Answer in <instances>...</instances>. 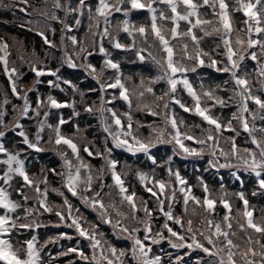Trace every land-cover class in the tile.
<instances>
[{
  "label": "snow or ice",
  "instance_id": "1",
  "mask_svg": "<svg viewBox=\"0 0 264 264\" xmlns=\"http://www.w3.org/2000/svg\"><path fill=\"white\" fill-rule=\"evenodd\" d=\"M19 3L27 4L28 0H19ZM11 6V2L4 5ZM134 11L145 12L147 20L135 22L131 15ZM39 12L46 21L62 25L60 44L49 38V31L54 35L55 29L47 23L28 30L35 31L47 49L63 50L61 66L83 69L96 82L98 88L89 91L99 93V103L88 104L85 94L61 76V66H49L52 55L49 51L44 52L42 59L35 48L28 53L25 44L16 37H12L10 45L5 36H0V65L8 78L11 95L22 102L12 105L16 115L6 122L9 92L7 88L0 90L3 96L0 100V155L3 156L0 184L4 185L0 186V264H46L42 254L49 244L74 239L61 232L41 242L33 233L48 226L41 220L45 213L57 217L54 227L72 229L76 234V244L63 247L58 254L60 257L75 254L76 259H69L68 264L78 261L80 264H129V253L132 264H186L184 256L192 252L203 254L195 264H264V209L260 210L259 218H254L245 192L239 191L232 195L243 202V208L234 211L228 193H212L199 177L196 185L189 184L179 170L171 167V156L164 163H158L152 151L158 145H172L173 154L208 155L210 165L242 169L253 175L258 188L264 190V123L259 127L256 123L257 120L264 122V0H232L231 4L227 0H78L76 3L51 0L50 6L44 0ZM114 13L122 16L115 26L110 19ZM232 13L246 17L241 27H236ZM85 16L90 22L86 37L69 35L74 29L68 18L72 17L75 25L80 26ZM27 23L32 25L33 21ZM119 33L126 34L123 40ZM213 35L219 37V42L210 49L204 48L202 41ZM65 40L70 42L71 52ZM105 40L113 49L129 52L142 63L154 64L158 74L151 78L141 76L139 83H132V77L124 75L120 60L105 46ZM12 47H16L19 66L9 60ZM96 55L102 57L99 68L90 59ZM248 60L255 62L252 72L248 71ZM24 65L34 74L33 83L28 87L22 83ZM203 68L228 78L218 84L205 83L198 71ZM106 71L111 75L106 76ZM190 74L197 75L198 85ZM43 77H49L46 83L50 88H60L61 83L69 85L74 94H79L80 101L74 98L61 101L50 93L37 95L33 101L29 93L38 91L37 85L45 82ZM160 83L164 87L156 89L154 86ZM109 89L117 94L106 99ZM221 92L228 93L227 98ZM117 100L123 101L127 109L121 111L116 106ZM78 103L83 105L85 113L99 120L106 134L103 148L87 138L78 120L66 118L61 111L70 109V117H80ZM230 105L236 111L229 119L214 111ZM177 106L183 113L198 117L199 122L189 124L177 112ZM134 108L147 110L161 123L147 125L149 134L143 135L140 129L144 125L134 119ZM24 120H35L34 132L26 127ZM65 125H71L74 131L66 133ZM241 129L247 133L245 143L249 147L238 146ZM8 132L19 137L18 143L28 150L52 152L60 161V170L42 166L39 174L31 173L25 149L14 151L7 146ZM109 138L111 147L107 144ZM186 141L199 147L190 146ZM113 149H122L131 155L142 153L155 167L151 172L133 169L128 164L121 167ZM88 158L103 163L96 167ZM165 165L167 178L158 177L155 168ZM130 174L148 194L147 198L128 180ZM50 176L59 178L60 187L53 186ZM233 176L240 179L236 172ZM194 187L201 188L203 195H196ZM65 190L95 213L99 223L83 215ZM50 192L61 197L62 203H53ZM13 194L18 198L13 199ZM252 195L258 192L253 190ZM259 195L264 196V191ZM176 205L182 211L177 212ZM217 205L224 209L222 216L217 212ZM100 225H107L116 239L128 241L129 249L118 248ZM23 231H28L30 238L14 242V236L22 235ZM81 240L87 243L82 245ZM165 241L177 251L175 260L171 253H167L165 260L153 250V246ZM181 250H186L184 255H179ZM47 264H54L53 258Z\"/></svg>",
  "mask_w": 264,
  "mask_h": 264
},
{
  "label": "trees",
  "instance_id": "2",
  "mask_svg": "<svg viewBox=\"0 0 264 264\" xmlns=\"http://www.w3.org/2000/svg\"><path fill=\"white\" fill-rule=\"evenodd\" d=\"M76 1V0H74ZM11 2L12 6L11 7H4V5H8ZM28 2H30L28 4V7L26 9L25 12H21L20 10H17L15 8V5L12 3V1L10 0H3L2 4H0V36H5L8 39L9 44L11 45L13 43L12 41V37H16L19 41H22L25 44L26 47V51L28 53H31V51L33 50V48H35V50L37 51L38 55H40V57L43 59L44 58V52L45 51H49L52 55L49 57V66L52 68H55L57 66H61L60 64V57L62 56V49H47V46H43L42 45V38L39 37L38 35H36L35 31H29L28 29L31 28H38V27H43L44 24H48L50 25L51 28L55 29V34L53 35L51 31H49V38L54 40L55 43L57 45L60 44V35H61V27L62 25L58 22H49L46 21L44 19V17H37L35 14H40L39 10L41 8L44 7V2H42V0H29ZM77 2V1H76ZM228 3L231 4L232 0H228ZM50 6V4H49ZM61 17L64 16L63 12H59L58 13ZM232 15L234 17H236V27H241V22L245 19L241 14H235L232 13ZM209 18H211L209 16ZM82 19V23L80 26H76L74 23V20L72 17L68 18V22L72 25V27L74 28L72 33H69V35H76L78 38L80 39H84L86 37V34H88L89 31V20L87 19V17H83ZM112 19H115V21H113ZM111 19V22L113 24V26H115L116 21L118 19H122L121 16H114ZM31 20L33 21L32 25H29L27 22ZM147 20V16L144 15V17L142 19H140L138 21V23L140 22H145ZM39 22V23H37ZM23 25V26H22ZM101 27H103V22H101ZM113 30V29H110ZM118 31V30H116ZM126 34L123 33H119L120 38L123 40ZM126 42V41H125ZM216 42H219V37L217 35H213L211 37H205L204 41H202V46L206 49H210L211 47L214 46V44ZM65 44L68 45V51L71 52V44L69 41L65 40ZM105 45L107 48H109V50L111 51L112 55L120 60L121 62V66H122V71L124 73L125 76H131L132 77V83H139V79L141 76L146 77V78H151L154 77L158 74V68L150 63V62H140L135 56H133L131 53L129 52H124L121 50H117V49H113L111 48V45H109L108 41L105 40ZM10 51L12 52V55L9 57L10 61H16V65L19 66L20 61L17 59V50L16 47H12L10 49ZM52 56L55 57V59L52 58ZM90 59L93 61V63L97 66V68L100 67L101 63H102V57H100L99 55H96L94 57H90ZM247 65H248V71L252 72L255 68V63L251 62L250 60L246 61ZM12 65L10 64V67ZM25 75L23 78V84H30L33 80V75L32 73L28 70L27 65H24L23 68L21 69ZM199 73L203 76L205 83H214V84H218L221 83L223 80L227 79V75L225 74H218L215 73L214 71H212L211 69L208 68H203V69H199L198 70ZM108 72V75H111L110 71H106L105 73ZM3 70L2 67L0 65V90H3L5 88L8 89L9 92V99H10V104L7 106V120L11 121L13 119V116L16 113L12 112V105L13 104H18V102H14V97L11 95V91L10 88L8 86V82L6 80V78L3 75ZM61 76L64 79H67L69 81L72 82V84H74L80 91H82L85 95H84V100L88 103L91 104L93 102H96L97 104L99 103V93L98 92H90L89 89L93 88V87H97L98 85H96V82L89 76H86L84 71H73L71 69H69L66 65L61 66ZM190 77L194 80V82L198 85L200 83V80L197 78L196 74H190ZM26 87V85H24ZM28 86V85H27ZM156 89H160L162 87H164L163 83L157 84L154 86ZM60 88H63L64 91H61L60 89L57 90V92L55 91V95L59 98V100L61 101H69L71 99H76L77 101H80V96L78 93H73L72 88L70 86H67L63 83L60 84ZM41 89V93L43 95H47L49 94L48 90L49 87H47V85H41L40 86ZM182 95L185 93H181ZM220 95L224 96L225 98H227L228 93H223L221 92ZM185 96V95H184ZM186 99H189L188 97L185 96ZM3 99L2 94H0V100ZM116 106L124 111L126 110V105L124 104L123 101L117 100L116 102ZM9 107V108H8ZM77 107L79 109V111L81 112L80 117L77 118H72L69 115V119H75L79 121L80 127L82 129H85V135L87 136V138L89 140H93L95 141V143L103 148L104 144H105V134L104 132L101 130L98 122H97V118L96 116L93 115H89L88 113H85L83 111V105L81 104H77ZM125 107V109H124ZM218 108V107H217ZM177 112L184 116L187 120V122L189 124L193 123V122H199V118L192 116L188 113H183L181 109H179L177 107ZM70 109H68V114L70 113ZM236 111V108L234 105H230L227 108H223L220 111L215 110L217 115H222L225 119H229L231 117V114L233 112ZM133 116L135 120H138L141 122L142 125H145L144 127H142L140 129L141 133L146 132V134L148 135V128L147 125L155 123V124H160L161 121L159 120V118H154V116H151L148 114L147 110L144 111H136L135 109H133ZM250 119V118H249ZM259 122V125L261 126L262 123L259 120H257V123ZM235 123V121L233 122ZM202 126L207 127L206 124H202ZM258 126V124H257ZM74 131V128L69 125L68 130L66 129L65 132L68 134H71ZM197 134H199V130H196ZM9 134V133H8ZM12 135V136H11ZM224 135H231L230 133H224ZM247 135L244 134L241 130V136L237 138V142H238V146L240 147H249V144L245 143V137ZM8 139V138H7ZM108 139V144L111 147V143H109ZM186 143L193 145L192 143H189L188 141H186ZM7 146L11 149V150H15L16 148L19 149L18 146H20L18 144V140L16 139V137H14V135L11 133L9 136V140L7 143ZM199 147V146H198ZM253 147V146H252ZM114 151V149H113ZM170 151V150H169ZM162 149H160V153L158 154V158L160 159V163L163 162V156H162ZM171 153V151H170ZM172 154V153H171ZM173 155V154H172ZM86 156V154H85ZM87 158V157H86ZM90 160V162H93V165L96 167H99L103 162L101 160H97V159H91L88 158ZM122 160H125V164L130 165L132 163V167L133 169L136 168L137 163L135 162V160L129 158H120V162ZM132 160V161H131ZM123 163V161H122ZM121 163V165H122ZM136 164V165H135ZM141 164L143 167L148 166V163L146 162H142L139 163ZM181 165V166H180ZM179 165L180 171L184 170L182 164ZM55 167L58 171L60 170V162L57 159V157H55V155L53 154H49L47 156L44 155H39L36 156L35 154L29 152L28 154V158H27V167L29 169V171L31 173H36L39 174L40 168L41 167ZM156 170V169H155ZM197 164L196 163H190L187 166V171L186 172V176L187 179L189 181V183L191 185H196L198 183L197 181V177L195 176L197 174ZM157 172H159L161 175L160 177H166V171L165 168H159L157 170ZM191 172H193V175H190ZM223 181L224 182H220V177L219 174L217 173H212L211 171L207 170V173L202 175L201 179L208 184V186L212 189V193L216 194V195H220L223 194L224 192L228 193V199L230 200V202L233 204L234 207V211L237 208L241 209V201L235 197L234 195H232L233 193L239 192L238 186L234 183L236 182L234 180V178L231 176V174L228 172H224L223 173ZM133 175H129L128 180L131 181L132 180ZM243 178H246V174L243 173L242 174ZM50 180L53 183L54 187H60L59 184V178L57 177H51L50 176ZM253 179L249 178L248 181L246 182L245 186H244V192L246 194V196L248 197V199H250V201L252 202V206L256 209V214L257 216H260V210L264 209V196L259 195L260 190L258 188V186H256L255 183H252ZM131 183H133L138 192L141 195H144L146 198L148 196L147 193H144L142 189H140L139 186H137L135 184L134 181H131ZM253 190H256L258 192V195L253 196L252 192ZM193 191L195 192L196 195L202 196L203 192L201 188L198 187H194ZM66 192V190H65ZM50 196V200L56 203H62V198L57 196L55 197L53 194L51 193ZM66 195H68L69 198H71V202L73 203V205L75 204L76 207H79L81 209V212L83 213V215H85L90 221H95L97 223H99L98 221H96V216L95 213L91 212L89 209H86L83 205H81L77 199H74L73 197H71L70 193L66 192ZM13 199H17L18 197L13 194ZM176 211L180 212L182 211V208L180 205H177L176 207ZM217 212L219 213V215H223L224 209L221 205H217ZM45 219L46 221H48V223L52 222H56L57 217H55L54 214H45ZM100 228L102 231H104L107 234V238L110 239L111 242H113L118 248L121 249H129L130 244L128 241H125L123 239H116L115 236L111 235V229L107 226V225H100ZM40 231V241L43 242L45 240H47L49 237H55L57 235H59L61 232L67 233L69 235H72L74 237V239L77 240L76 234L74 233V231L72 229H65L63 227H61L60 230H56V228H54V226H51L46 229V230H39ZM24 233V232H23ZM30 236L28 235H24V234H17L16 236H14V242L16 239H19L21 241H23L25 238H29ZM72 242H76L75 240H72ZM73 243V244H74ZM82 245L86 244V241H81ZM66 240H64L62 243L58 242L55 243L52 248V253H54V264L58 263V264H68L69 259H76L75 254H72L69 257H60L58 254L59 252L62 250V248H58L59 245L61 247H67L66 245ZM50 246V248H51ZM162 248H163V253H162V257L163 259L167 260L168 256L167 253H171L172 254V259L175 260L176 256H177V251L174 249H171L167 242H163L162 243ZM50 248H45L43 251V257L46 261L49 260V255L48 252L50 250ZM154 248V247H153ZM158 250V248L156 249V251ZM86 252H89L90 250L85 249ZM186 250H181L179 255H184V252ZM51 256V255H50ZM192 256V258L190 259V262H187L188 259H186L187 263L190 264H195V261L200 259L203 254L199 253V252H192L190 255H185L184 258H190ZM129 259V264H132L131 259H130V253L128 256ZM186 263V264H187ZM77 264H80V262L78 261Z\"/></svg>",
  "mask_w": 264,
  "mask_h": 264
},
{
  "label": "rangeland",
  "instance_id": "3",
  "mask_svg": "<svg viewBox=\"0 0 264 264\" xmlns=\"http://www.w3.org/2000/svg\"><path fill=\"white\" fill-rule=\"evenodd\" d=\"M233 209H234V207H233Z\"/></svg>",
  "mask_w": 264,
  "mask_h": 264
}]
</instances>
